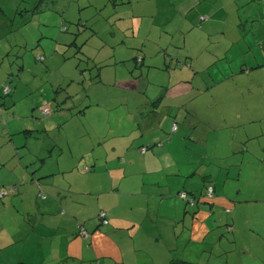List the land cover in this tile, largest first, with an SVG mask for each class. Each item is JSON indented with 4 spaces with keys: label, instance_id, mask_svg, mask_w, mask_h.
<instances>
[{
    "label": "crops",
    "instance_id": "crops-1",
    "mask_svg": "<svg viewBox=\"0 0 264 264\" xmlns=\"http://www.w3.org/2000/svg\"><path fill=\"white\" fill-rule=\"evenodd\" d=\"M255 1L215 0L206 7V15L203 8L205 0H172V3L169 0L139 1L140 10L128 18V27L139 25L134 31L128 30L134 40L131 45L139 46L141 51L146 52L145 44L150 40L153 30H156V40L161 44L165 39L174 43V48H171L172 57H192L191 67H177L176 62L172 61V75L164 70L160 76L166 78L167 86L159 89L164 94L161 95L160 92L155 97L152 95L145 98L144 103L138 106L140 120L137 123L141 134L133 139L132 146L139 149L149 146L148 149L140 154L136 150L129 153L130 149H126V155L119 163L115 159L116 145L111 150H106L102 158L97 154L92 159L88 158V150L79 160L74 156L75 159L68 165L72 166L70 169L59 165L55 168L40 166L30 174L32 163L15 161L14 157L19 149L11 145L9 157L0 153V174L3 169H8L13 178L10 183H6L0 176V182L9 186L34 179L38 175L44 178L41 187L47 198H35L36 211L28 212L29 215L35 213V217H30L28 225L23 229L18 227L10 232L17 234V237L12 235L7 247H4V242L0 243V250L4 249L2 253L8 247L12 248L13 244L31 238L36 239V246L41 244L43 250L48 251L47 264H91V260L97 258L100 260L94 262L96 264H159L161 261L169 262L172 248L177 250L179 229L185 235L186 243L192 244V248L199 249L202 245L211 247V260L221 256L222 252H237L244 257L248 254V248L255 250L256 248H252L254 238H251L247 247L239 244L244 232L248 230L259 231L264 235V0H257V4ZM170 4L173 5L172 16L177 11L182 17L177 22L171 18L159 21L160 7L165 8ZM1 10L3 8L0 12ZM242 10L246 14L243 15ZM136 14H142L141 18ZM198 14L205 15L208 21L214 15L220 16V26L211 30L218 33L224 31L222 35L220 33L218 48L210 45L207 27L197 26L196 23L200 22ZM146 15H155V19L148 27H143L147 23ZM156 52L157 50L149 57H158ZM142 55L146 57L145 53ZM150 73L151 70L141 81L146 84L147 89L150 83L156 90L161 81ZM173 88H178L175 100L172 101L174 105H167L165 94ZM206 91L224 96L209 99V108L213 109L215 106L213 110H216L221 103L226 105V111L221 114L226 118V124L222 126L232 129L234 135L230 138L232 147L227 140L223 143L224 146L229 144L224 157H219L220 160L226 158L225 165H215L212 173L208 171L201 188L196 179L198 173L194 163L190 166V163H171L162 159L172 153L176 140L164 129H168L164 125L170 124L173 110L180 109V106H190L191 102L197 101L198 96ZM193 92L195 94L190 96ZM153 102L157 105L154 106ZM168 136L171 137L170 142L166 141L159 147L151 146L166 140ZM97 138L92 141L95 149L103 144L99 142L97 145ZM120 155L119 151V158ZM165 165L169 171L164 176L162 169ZM120 172L122 176L115 180L114 175ZM171 173L178 174L177 181L180 185L175 192L172 180L164 179ZM133 175L138 176L123 182L127 176ZM207 185H213L215 197L211 201L200 203L192 212L178 196L175 201H179V205L177 203L173 207L169 202L175 193L182 191L181 188L204 196ZM30 187H33L34 193L39 191L36 184H31ZM20 190L21 188L18 191ZM122 196L131 200L137 198V204H131L128 210H122V205L117 203ZM165 199L168 202L164 205ZM93 203H96L97 208L101 206V209L108 211L109 226H103L100 221L90 222L93 214L89 209L93 208ZM206 203L210 204V209ZM0 207H3L1 203ZM226 208L231 211L227 212ZM97 213L96 211L94 215ZM46 218L50 220H43ZM189 218L192 223L188 227ZM198 218L204 220L198 221L197 226L195 219ZM153 223L175 224L176 233L170 234L167 229L157 225L159 234L165 236V245L158 250L147 249L148 252H143L136 245V235L144 239L138 240L144 246L161 244L150 239L144 232L146 225ZM181 224L183 228H180ZM80 225L86 228L89 236L79 235ZM35 233L38 234L37 237L31 236ZM261 234L257 233L260 238ZM32 254H36V247ZM262 256L264 260V254ZM181 258L198 264H202L203 260ZM12 261L28 264L24 250H21L18 259L13 258ZM226 261L229 264V258Z\"/></svg>",
    "mask_w": 264,
    "mask_h": 264
},
{
    "label": "rangeland",
    "instance_id": "rangeland-1",
    "mask_svg": "<svg viewBox=\"0 0 264 264\" xmlns=\"http://www.w3.org/2000/svg\"><path fill=\"white\" fill-rule=\"evenodd\" d=\"M139 1L0 0V9L3 8L0 12V153L3 156L11 155V145L18 147L19 153L14 160L31 162V174L40 166L55 168L59 165L70 169L72 166L68 165L73 162L74 156L79 160L88 150V158L92 159L96 154L102 158L106 150H111L113 145H116L115 159L118 163L126 155V149H130L129 153L134 150L139 154L143 153L142 149L132 146L133 139L141 134L137 123L140 120L138 106L144 103L145 98L159 94V89L167 84L166 78L160 77L164 72L162 57H149L161 44L156 40V30H153L150 40L145 44L146 52L142 51V54H146L142 64L136 61L142 57L140 49L135 51L131 48L134 40L131 39L129 31H124L132 12L131 8L135 12L140 10ZM169 1L172 3V0ZM214 1L205 0V15L206 7ZM18 5L20 8L17 10ZM22 8L28 10L21 13ZM172 8V4L165 8L160 7L159 21L167 18L174 22L179 21L182 16L177 11L176 15L172 16ZM205 15L198 14L200 22L196 24L198 27H207L210 45L218 48L224 31L218 33L211 30L220 26V16L214 15V18L208 21V18H202ZM38 56L44 57L45 60H37ZM148 63H155L162 68L151 69L150 75L161 81L156 90L150 83L147 89L140 78L141 75L144 78V73L147 74L150 70ZM177 89H170L171 91L165 94L167 105H174L172 101L175 100ZM163 94L161 92V95ZM194 94L195 92L190 96ZM198 97L197 101L189 104L190 106H180V109L173 110L170 124L164 125L168 126V129H164L176 140L172 153L162 160L171 163L183 162L186 165L190 163V166L194 163L198 173L196 179L203 188L204 176L208 171L212 173L215 165H225L226 158L220 160L219 157H224V151L228 148L229 144L223 145L226 140L232 147L230 138L234 132L222 126L226 124V118L221 116L227 109L224 103L216 110H213L215 106L213 109L209 108V99H220L224 97L222 94L206 91ZM45 103L49 105L51 113L42 116ZM174 124L177 125L175 131ZM168 137L164 142H170ZM95 138L98 139L97 145L99 142L103 143L97 149L93 148L92 143ZM119 151L121 158L118 157ZM168 171L169 168L165 165L162 169L163 175ZM0 176L6 183H10L13 178L8 169H3ZM121 176L122 172L115 174L114 178L118 180ZM137 176H127L123 182ZM166 178L172 180L171 185L175 192L176 187L180 185L177 181L178 174L171 173L164 177ZM35 179L42 182L44 178L36 175ZM31 180H24L21 185L17 182L21 188L19 192L6 196L4 200L0 198L3 205L0 207V243L4 242V247L10 245L8 242L14 234L10 232L18 227L23 229L28 225V219L36 215L28 213L36 211L37 208L34 201L38 191L33 192L30 185L34 184L35 180L34 183ZM0 186L7 185L0 182ZM177 193L169 201L173 207L177 203L180 204L175 201ZM205 195L208 193H204ZM178 198L184 202L182 197ZM137 200L122 196L117 203L122 205V210H128L131 204H137ZM167 202L165 199L164 205ZM93 204V208L89 209L93 214L90 222L100 221L98 213H94L99 212L101 206L97 208L96 203ZM205 205L208 209L211 208L210 204ZM188 208L192 212V206L189 205ZM188 220L189 227L192 219ZM203 220L204 218L195 219L197 226L198 221ZM157 225L167 229L170 234L176 233L175 224L146 225L144 232L150 239L161 244L144 246L139 242L144 239L136 235V245L141 251H154L155 248L158 250L165 243V236L159 234ZM179 226L183 228L182 224ZM177 233L180 239L177 250L172 253L181 257L203 259L202 264H226V258H229V264H264V235L259 231L244 232L239 244L247 247L251 238H254L252 248H256H248L246 256L242 257L237 252H222L221 256L212 260L209 258L211 247L202 245L199 249L192 248V244H187L184 240L182 230H177ZM13 236L17 237V234ZM31 236L37 237L38 234ZM152 240L150 241L156 245ZM59 241L58 237L57 242ZM12 246L10 249L8 247L4 254V249L0 250V264H22L12 261L13 258H19L21 250H24L28 264H47L48 251L43 250L41 244L36 246V239L22 240ZM35 247L36 254H32Z\"/></svg>",
    "mask_w": 264,
    "mask_h": 264
},
{
    "label": "trees",
    "instance_id": "trees-1",
    "mask_svg": "<svg viewBox=\"0 0 264 264\" xmlns=\"http://www.w3.org/2000/svg\"><path fill=\"white\" fill-rule=\"evenodd\" d=\"M132 1L133 0H128V2H131V3H132ZM254 1L255 0H252V2H254ZM255 2H256V4L258 3L257 0ZM246 3H247V1L245 2V4ZM19 8H20V6L18 5L17 10ZM27 10H28L27 8L20 9V11H22L21 13L26 12ZM131 11L132 12H130V16H131V14H132V16L135 15V10L133 8H131ZM242 11L244 12L245 10H242ZM243 12H242L243 15L246 14L245 13L246 11L244 13ZM138 15L141 18V15L142 14H136V16H138ZM120 18H122V17H120ZM146 18H147V23L143 27H148L151 24V21L153 19H155V15H152L150 17H148L146 15ZM202 18H207V17L206 16L205 17L203 16ZM127 28H129V29H127ZM134 28H137L138 29L139 28V25L134 26ZM134 28L133 27L132 28L128 27V24H127L126 25V28H124V31L127 32L128 30H132V29L134 31ZM62 30L64 31V29H62ZM136 32H137V30H136ZM130 36H132V34ZM170 42L171 41H167L165 39L164 42H163V44H160V46H158L156 48V50H157L156 53H157L158 57H162L161 60H163V64H164L163 69L161 67L155 65V63H148V66H149L148 68H150V70L153 69V68H159V69H162V70L167 71L170 74V76H171L172 75V70L174 69L173 67L171 68V66H172L171 62L172 61L176 62L175 66H177V67H185V66L191 67V65H192L191 64V62H192L191 61V59H192L191 56L185 55L186 59H179L178 57H172V50H171V48H174V43H170ZM138 47L139 46L131 45V48H133L135 51L139 50ZM139 51L141 52V56L142 57H139L138 60H136V61L142 64V63L145 62V58L146 57L144 58L143 55H142V51L141 50H139ZM37 60H39V61L41 60L42 61V60H45V58L38 56L37 57ZM148 72H147V74H148ZM145 75H146V73H144V76ZM142 77L143 76L141 75L140 78H142ZM115 78H117L116 73H115ZM206 88L208 89V87H206ZM153 105L156 106L157 103L156 102H153ZM46 108L49 109V113H45V109ZM41 113H42V116L43 115H50L51 109H50V107H49V105L47 103L44 105V107H42V112ZM168 139L170 141L171 137H168ZM163 143H164V141H160V142H157L155 144H152L151 146H160V145H163ZM148 147L149 146H142L140 148L143 150V148L148 149ZM34 180H35V183H34ZM31 181H32V183L36 184V186L39 188V191H38V194H37L36 198H39V200L40 199L41 200L46 199L47 198V194H46V192H44L43 188L41 187V182L38 179H35V178L34 179L32 178ZM20 185H21V183H20ZM20 185L19 184H12V185H9V186H0V194L3 193V192L6 193V195H4V196H1L0 195V198L2 200H4V198L6 196H9V195H11V194H13L15 192H19L18 190L20 188ZM209 187L212 188V191L211 192H209ZM206 190H207L208 195H205V197L199 195L198 193L195 194V192L188 191V190L179 191L177 193V196L182 197V199L186 203V206L189 207V205H190V206H192V209H193V208L198 207L200 203L202 204L204 202H208V200L211 201L215 197V190L213 188V185H207L206 186ZM184 193L185 194L187 193V194L185 196H183ZM103 211L105 212V217H101L100 216L101 212H103ZM226 211L227 212H230L231 209L230 208H226ZM98 217L100 219V223L103 226H109V224H110V216H109V213H108V211L106 209H100V211L98 212ZM105 220H107V222H108L107 224L105 223ZM84 232H85V235H84ZM78 233H79V235L81 237H87V236H89V232L82 225H80L79 232ZM173 250H176V248H172L170 250L171 256L169 258V262H167V263H159V264H198L196 262L189 261V260H186V259L181 258L179 255H177V253H172ZM98 260H100V259L97 258V259L91 260L92 262L91 261L90 262H91V264H96L94 262H98Z\"/></svg>",
    "mask_w": 264,
    "mask_h": 264
},
{
    "label": "built area",
    "instance_id": "built-area-1",
    "mask_svg": "<svg viewBox=\"0 0 264 264\" xmlns=\"http://www.w3.org/2000/svg\"><path fill=\"white\" fill-rule=\"evenodd\" d=\"M45 113H49V109H48V108L45 109ZM173 129H174V131L177 129V125H176V124H174ZM145 150H146V148H143V151H144V152H145ZM211 191H212V188L209 187V192H211ZM186 194H187V193H186ZM186 194L184 193L183 196H185ZM0 195H1V196H4V195H6V193L3 192V193H1ZM189 201H190V200H189ZM100 216H101V217H105V212H104V211L101 212ZM105 223H106V224L108 223L107 220H105ZM84 235H85V232H84Z\"/></svg>",
    "mask_w": 264,
    "mask_h": 264
}]
</instances>
